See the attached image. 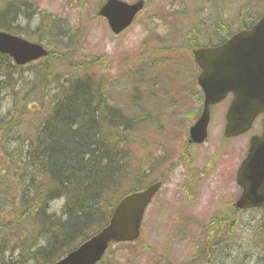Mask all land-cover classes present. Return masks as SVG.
<instances>
[{"label": "rangeland", "instance_id": "rangeland-1", "mask_svg": "<svg viewBox=\"0 0 264 264\" xmlns=\"http://www.w3.org/2000/svg\"><path fill=\"white\" fill-rule=\"evenodd\" d=\"M105 1L0 0V10L12 2L20 7L17 25L22 33L40 38L38 43L52 53L48 61L58 68L61 81L67 65L97 62L107 76V107H117L137 124L142 121L127 126L135 139L133 162L139 166L131 171L129 181L143 169L148 182L163 180L164 186L146 212L140 240L114 246L105 264H264L261 211L236 213L231 206L237 193L234 177L250 134L222 141L227 103H221L214 107L210 141L200 146L185 142L202 96L189 55L192 45L221 43L240 24H252L247 13L259 17L264 0H146L134 24L119 36L98 16ZM51 25L56 28L51 30ZM165 55L178 58V65H166ZM156 59L161 60L159 65ZM44 60L16 69L11 79L0 74L3 115L18 116L14 105L23 96L14 91H19L23 78L31 80ZM7 65L15 63L11 60ZM162 66L166 70L161 71ZM9 83L14 84L5 88ZM52 97L43 98V108ZM258 124L259 120L257 128ZM22 139L20 133L17 143ZM17 157L18 168L6 175L2 172L8 165L0 156V203L22 194L23 156ZM64 203L63 199L52 202L50 213L63 216ZM7 206L0 207V262L38 264L32 254L44 245L45 236L36 232L29 236L34 225H28L25 235L31 248L25 250L23 207L15 205L19 212Z\"/></svg>", "mask_w": 264, "mask_h": 264}, {"label": "trees", "instance_id": "trees-1", "mask_svg": "<svg viewBox=\"0 0 264 264\" xmlns=\"http://www.w3.org/2000/svg\"><path fill=\"white\" fill-rule=\"evenodd\" d=\"M13 3L0 10V30L23 34L40 42V38L33 39L29 33L21 32L16 20L20 7ZM51 54L44 58L47 62L34 70L31 80L23 78L19 91H14L16 96H23L22 102L14 105L18 116L11 117L9 112L3 115L5 109L0 110V156L8 165V170L2 173L7 175L17 169V156H23L22 194L13 195L10 203L1 202L0 207L8 208V204L23 207L25 250L31 248L30 239L25 235L29 232L28 225H34L29 236L33 232L40 238L45 236L44 245L32 254L38 264L60 259L102 228L121 194L137 190L147 176L140 169L134 180L129 181L131 171L139 166L137 168L133 162L135 139L127 126L129 122L139 125L142 121L137 124L117 107H107V76L100 72V65L97 62L90 65L88 61L67 65L61 81L58 68L48 61ZM156 60L159 65L161 60ZM10 61L8 56L0 54L2 78L11 79L14 71L21 67L7 65ZM176 62L178 64V59L173 55L165 58L168 65ZM159 68L164 71L167 67ZM45 96L53 97L43 108ZM31 97L38 100L32 101ZM20 133L23 139L17 143ZM61 199L65 201L64 214L57 217L50 213L51 204ZM15 211L22 212L16 208ZM0 264L13 263L1 260Z\"/></svg>", "mask_w": 264, "mask_h": 264}, {"label": "water", "instance_id": "water-1", "mask_svg": "<svg viewBox=\"0 0 264 264\" xmlns=\"http://www.w3.org/2000/svg\"><path fill=\"white\" fill-rule=\"evenodd\" d=\"M143 5V1L129 5L121 0H109L100 15L105 16L112 31L119 34L132 23ZM0 52L12 56L19 65L48 55L43 46L5 32H0ZM193 54L202 70L198 82L204 93V105L191 128L190 142L205 140L210 106L222 101L229 92L233 93L234 100L227 112L224 135L232 138L246 133L255 118L264 112V16L252 29L239 32L224 45L199 48ZM236 181L242 189L235 203L238 208H264V131L261 136L252 138ZM161 187L162 182H156L126 195L115 207L107 226L51 264H96L112 243L136 241L146 209Z\"/></svg>", "mask_w": 264, "mask_h": 264}]
</instances>
